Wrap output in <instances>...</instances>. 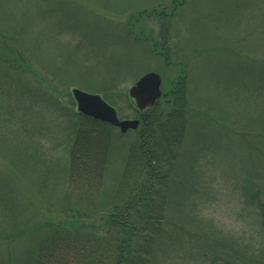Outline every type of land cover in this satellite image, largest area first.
Instances as JSON below:
<instances>
[{
    "label": "rangeland",
    "instance_id": "374dc122",
    "mask_svg": "<svg viewBox=\"0 0 264 264\" xmlns=\"http://www.w3.org/2000/svg\"><path fill=\"white\" fill-rule=\"evenodd\" d=\"M0 26V264H34L59 224L101 231L137 131L92 125L112 136L103 185L76 190L73 90L130 119L149 71L163 105L183 80L186 129L147 264H264V0H0Z\"/></svg>",
    "mask_w": 264,
    "mask_h": 264
},
{
    "label": "trees",
    "instance_id": "16d2710c",
    "mask_svg": "<svg viewBox=\"0 0 264 264\" xmlns=\"http://www.w3.org/2000/svg\"><path fill=\"white\" fill-rule=\"evenodd\" d=\"M0 28H4L7 35L8 31H12L6 26ZM22 43L23 40L20 41ZM19 57L23 58L22 55L17 56L16 60ZM0 64L7 63L0 57ZM8 66L6 68H10ZM11 68L18 72L22 70ZM177 85V90L165 93L167 101L164 105L160 98L153 108L146 112L138 111L135 115L140 120L135 129L137 142L130 145V155L119 179L116 197L120 203H115L103 219L101 231L91 234L82 231L81 227L65 229L61 224L54 226L44 238L38 242L36 240L34 264H147L144 254L152 253L153 244L163 231L166 196L173 170L171 166L179 157L186 129L185 112L182 109L186 107L183 80ZM0 107L3 109V105ZM78 116L81 122L70 146L68 175L72 187L82 193L88 191L87 194L91 196L99 192L103 185L105 152L112 136L101 133L100 147H96L89 137L93 132L90 128L107 122L81 112ZM44 119L41 117V120ZM239 120L228 118L226 122L228 125L235 121L238 124ZM102 130H106L105 127ZM139 240L143 242L139 243ZM151 262L148 261L149 264Z\"/></svg>",
    "mask_w": 264,
    "mask_h": 264
},
{
    "label": "water",
    "instance_id": "95a60500",
    "mask_svg": "<svg viewBox=\"0 0 264 264\" xmlns=\"http://www.w3.org/2000/svg\"><path fill=\"white\" fill-rule=\"evenodd\" d=\"M161 84V75L155 71L146 72L132 84L129 95L139 110L145 112L156 105L162 93ZM73 93L78 110L83 114L118 126L122 132L139 126L138 119H119L114 108L99 95L87 93L78 88H75Z\"/></svg>",
    "mask_w": 264,
    "mask_h": 264
}]
</instances>
